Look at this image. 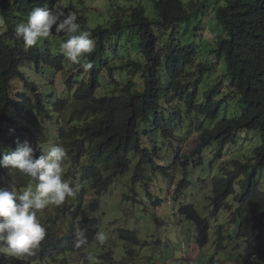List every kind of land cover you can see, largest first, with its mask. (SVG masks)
Returning a JSON list of instances; mask_svg holds the SVG:
<instances>
[{
    "label": "trees",
    "instance_id": "16d2710c",
    "mask_svg": "<svg viewBox=\"0 0 264 264\" xmlns=\"http://www.w3.org/2000/svg\"><path fill=\"white\" fill-rule=\"evenodd\" d=\"M149 1L154 5L157 19H150L142 4L133 8L127 17L119 15L122 8L114 10L110 6L108 22L95 28L90 27L87 16H77V23L89 30L95 41L94 51L82 58L81 64L71 63L60 51L59 37L65 38L63 33L42 38L27 51L15 35L16 24L27 21L28 11L45 6L52 9L61 0H22L24 14L11 11L16 15L13 23L12 19L7 21V30L0 32V152L18 140H29L31 145L42 141L47 136L45 121L51 120L52 133L66 149L70 167L77 168H67L63 176L76 189L70 197L75 201L58 206L60 218L73 216L72 231L57 239H53V234L47 241L50 248L68 254L75 249L90 251L95 247L100 219L84 215L83 201L91 190L97 194L107 192L121 175L128 173L131 155L141 158L134 170L133 182H146L147 166L167 174L170 167H162L155 161L161 151L155 147L149 153L145 142L155 135L166 137L168 130L164 121H175L172 118L182 116L176 102L185 104L186 112L194 119L188 127L198 135L197 152L201 155L212 145H217L222 152L223 144L229 143L242 129L259 131L262 144L254 153L255 164L242 165L235 161V169L211 181L214 184L210 216L215 219L236 204L237 214L232 222L244 246L240 255L245 264H264V189L261 188L264 178V0H224V6L218 0L214 18L222 31L216 33L219 36L216 48L207 39L204 40L209 44L202 42L201 47L196 44L198 33L207 24L203 21L206 12L196 7L199 5L196 1H190L188 6L183 0ZM6 9L2 6V13ZM5 17L8 19L9 15L5 13ZM211 25L215 26L213 20ZM120 38L140 45V51L135 52L137 57L125 64L118 58L120 51L114 46ZM123 43L120 41L121 48ZM214 54L223 63L225 73L211 87L201 88L205 76L213 73L217 64L203 61ZM205 55L207 58L199 61ZM42 61L51 67L43 73L63 74L59 82L67 92L64 97L47 91L41 93L38 85L30 83L23 73L26 62H35L38 70ZM83 63H91L92 67L85 70ZM18 81H23L28 89L16 92ZM229 114L234 115L228 117ZM215 119L221 122L217 124ZM182 140L183 137L173 138L172 142ZM177 156L176 153L173 165ZM86 158L88 161L84 162ZM181 168L186 172L197 167L186 160ZM4 169L0 168V176L10 178L9 171ZM251 169L250 176L241 180L240 175ZM206 191L207 186L200 188V193ZM79 212L82 213L79 215ZM180 214L195 226L196 241L205 245L209 238L208 219L200 216L195 204H185ZM46 220L43 227L55 233L63 224L52 222L50 217ZM80 232L81 241L77 236ZM120 237L128 240L129 246L141 249V237L134 232L122 229ZM67 244L72 249L65 247ZM53 258L57 259L56 254Z\"/></svg>",
    "mask_w": 264,
    "mask_h": 264
},
{
    "label": "clouds",
    "instance_id": "9594fccd",
    "mask_svg": "<svg viewBox=\"0 0 264 264\" xmlns=\"http://www.w3.org/2000/svg\"><path fill=\"white\" fill-rule=\"evenodd\" d=\"M65 1L67 4V0H61V3H59L58 6L56 5L52 9H49L47 6H45V7H36L33 8L30 12L28 11L27 16L25 17L27 21L19 22L16 24L15 35L18 40L23 41L25 49L27 51L29 47L36 45L42 38H48L49 36L52 38L54 37V34H56L57 35L56 37H58L61 33H63L65 39L59 45L60 51L71 63L81 64L82 58H85L87 55H90L95 48V41L91 38L92 33L89 30L82 29L81 25L77 23L78 21L77 16L80 15L87 16L88 9L85 6H81V4L86 5V3L82 2L81 0H69V4L66 5L65 7L66 9L65 12L63 9H60L61 6H64L63 3ZM113 3L115 5H111V7L114 10L116 9V7L125 8L124 6L119 5L117 2H113ZM216 3L217 2H215V0H212L211 2V4H216ZM72 5H73L72 8L73 10H71ZM138 5L136 4L128 5L127 6L128 9L126 10L122 9V12L119 13V15L120 16L123 15L127 17L128 15H130L131 10L133 8L139 7ZM2 6L7 8L5 13L9 15L8 19L5 17V13H2ZM141 6L146 8L143 4ZM208 7L213 9L212 6H204V11L208 10ZM22 9H23L22 0H0V32L7 30L8 28L7 21L12 19L11 21L12 24L13 18L16 15H18L19 13L24 14ZM13 10L16 12L15 16H13L11 13V11ZM75 11H78L80 14L76 15ZM214 16H215V11L213 10V18H212L213 23H214ZM87 18L89 20L88 16ZM90 27L95 28L91 25ZM209 30H210L209 33L210 37L208 38L212 39L211 35L213 36V40H211V42L213 43L212 45L215 46L216 48L215 44L217 41H215V39H217L216 37L219 36L217 34H213L211 32L210 27ZM132 51H137V50L134 49ZM135 55L136 53L133 56ZM207 56L208 55H205L199 61H203L205 58H207ZM211 57L212 58L204 60L203 62L221 63L220 61L217 60L215 54L211 55ZM118 58H120L119 55ZM121 60H123V64L129 61V60L126 61L124 59ZM81 66L85 70H88L92 67L91 63H83ZM219 66L221 65L216 64V68L217 67L219 68ZM30 68H31V62H26L22 70L25 76L30 80V83H36L41 93H43L44 91L53 94L57 93L54 88V83H52L53 81L49 80V78L55 77L56 80L60 81L63 76L62 73L54 74L49 72L47 74L43 73L42 78L37 76L32 78L30 75ZM216 68L213 73L216 72ZM37 71L40 73L41 65L38 67ZM213 73H211L207 77L212 78ZM20 84L23 85V90L18 91L14 88L16 92H24L25 89H28V87L25 85L23 81H18L17 85ZM75 87L78 88L79 85H76ZM28 92L32 93V91H28ZM233 113L235 114V111ZM234 114H229L228 117H232ZM220 122H221L220 119H215V123L219 124ZM45 126H46L45 133L47 136H45L42 141H39L38 143H34L31 145V143L28 142L29 140H24V141L18 140L12 143L9 146V148H7L4 152H0V168H5L4 170L9 171V175H10V178H8L7 176L5 177L0 176V180L5 178L4 186L0 187V259H2L4 262L11 261L12 259L23 258L21 262L25 264H55V262L59 260V254H58L59 252L55 251L53 248H50L48 246L49 242L47 241H50L51 239L50 235L52 234L48 231V229L43 227V225L46 223L47 217L48 218L50 217L52 219V222L56 221L55 222L56 224H58V222L60 221L64 222L70 220H67L68 218L65 219L60 218V214L58 213L59 207L57 208L56 211L57 216L55 217L50 216L48 213L49 211H47V215H44L46 214L44 213V210L45 208L47 209V207L50 205L60 206L66 201V199L72 200L74 202L75 200L70 199V197L74 196L76 189L70 186L69 180L63 178L64 174L67 171V169L66 171H64V168L72 167V166L70 167V162L69 159L67 158L66 149L62 146L61 141L58 139V137H55L54 134L52 133L53 130L51 129L53 127L50 119H47L45 121ZM167 130L168 131L166 133V137L165 138L163 137L164 139H171L172 141L173 138H177L175 130H172V133H169L170 129L168 127ZM248 132L253 134L258 133L260 137V144L255 149L254 147L249 149L250 151H252V155L250 157H245L247 162L238 161V163L242 165L255 164L256 160L254 158V153L258 148H260L262 144V136H261V132L259 131L242 129L239 132L235 133L233 139L229 143L223 144L222 152H219L218 149L219 147L217 145L215 147H212L213 146L212 145L206 148L204 152L212 151L215 158H220L222 155L226 153L227 149L231 145H236L238 147L240 145L239 144L240 140L244 138V135H246V133ZM172 135L174 137H172ZM254 138L256 144L257 135H254ZM148 146H149L148 149L149 148L151 149L150 153H152V151L155 148V145L148 144ZM197 154L199 153L197 152ZM130 158H131V162L133 159L135 160L138 159L136 155L130 156ZM197 158H202V155L200 154V156H198ZM87 161L88 158L84 160V162ZM234 162L235 161H232V166ZM191 163H193V165L197 167L195 169L199 170L201 173L206 171L208 177L204 176L202 177L204 179L202 180L198 179L197 183H200L201 187L207 186L209 189L211 188L212 191L213 190L212 185L214 183L212 184L211 181L214 180L216 176L220 175V171H219L218 175L214 177L212 176L213 171L210 169V167L213 166L214 162L212 161L208 163L206 161L201 160L197 164H194V162ZM233 169H235V166H233ZM188 170L185 172L184 170L181 169L182 173L184 174V178L179 182V185L176 187L175 190L176 197L174 196V200H177L178 196L190 190V188L193 185V180L187 177ZM16 172H18L22 177L28 178L25 187L23 185L21 186V185L12 184L13 183L12 181L14 179H17V178H12L13 174ZM246 172L247 171L243 172L240 176H242ZM249 176L250 175H247V178ZM124 180L127 182L126 179H122V177L120 176L112 186L114 187L120 183L125 185L126 184L125 182L122 183V181ZM141 182L132 181L131 185L129 186L132 194L137 198L140 197L141 195L137 196L138 191L134 190V188L139 183L141 184ZM111 187L109 188L108 191H110ZM140 189L142 190V188ZM91 192L96 193L95 190H91L90 193ZM90 193L84 199L83 210L81 211H84L88 206L89 204L88 198L90 196ZM97 195H101V194H97ZM236 195H238V193H236L233 196L232 200L230 201H233ZM73 202L67 201L65 203L72 204ZM93 202L94 201L91 202L90 207L93 204ZM184 206L185 204L181 205L178 211L176 212L178 213V215L176 213L175 214L178 216L180 222L184 221L185 223L190 224L191 222L187 219V217L180 214V210ZM98 209L99 207L97 203L93 206V212H97ZM212 210L213 208L211 205V207L208 209V215H207L208 217H203L200 214L201 217H203L204 219H208L209 221L210 229H209L208 242L205 245H201L198 241H196L195 243L198 245L199 248L205 247L210 241L211 230H213L215 248H213L212 253L217 252L226 255H231L233 253V255H235V257L239 259L238 264H245L240 255L241 252L244 251V246L234 247L233 244L226 245L225 244L226 240L221 233L222 228L226 227L230 240L235 242H240V244H242L241 240L238 239V229L235 226V224L232 222L233 216L236 217L237 214L236 204H234L233 207H230L228 211H223L221 214H219L220 216L215 218V220L218 221L219 218H224L225 212H228L227 215L225 216H228L229 220L221 221L222 223H219L218 229L214 228V226L210 223V219L212 218L210 216ZM90 211L92 214L91 209ZM69 217H71V219L73 218L72 215H70ZM91 217L100 219V231L95 239V246H97L98 245L97 239L101 243L104 242L105 232L101 233L102 230L101 217H95L93 215ZM71 223L72 222L70 221V224L68 225L69 228L68 233L72 231ZM122 229L128 230L125 227H123ZM122 229H116L118 231V237H120V231ZM189 230L191 231L190 226H189ZM215 238L218 240V242H215ZM53 239H57V238L54 237ZM118 240L119 239H117L116 237L117 244H118ZM121 240L123 239L121 238ZM124 241H125L124 243L126 244L124 246L123 251L120 252V254L123 255L124 258H131L132 260L131 263L137 261V256L134 254L135 252L134 250H137L138 247L129 246L131 243L125 239ZM67 246H72V245L67 244ZM77 246H79V241H77ZM128 247L130 251L129 249H127ZM108 248L111 249V245L103 246L102 250H104V253L98 256L96 258V261L87 260V262L89 264H113V263L120 264L121 262L120 259L116 257L115 254H111V252L113 251L111 250L108 251ZM200 252H202L201 249ZM71 253L68 254L64 253L62 254V256L67 258V256H69V254ZM54 254H56L57 259L53 258ZM220 262L221 261H216V264Z\"/></svg>",
    "mask_w": 264,
    "mask_h": 264
},
{
    "label": "rangeland",
    "instance_id": "374dc122",
    "mask_svg": "<svg viewBox=\"0 0 264 264\" xmlns=\"http://www.w3.org/2000/svg\"><path fill=\"white\" fill-rule=\"evenodd\" d=\"M85 2V6L87 10V16L89 17V23L93 27H97V24H106L109 19V11L110 6L115 5L113 2H117L119 5L124 6L122 8L124 10L128 9V5L130 4H140L142 3L147 8V16L150 19H157L156 10L154 5L149 0H81ZM190 1H196L199 5L196 6L203 11L204 6H212L213 9L208 7V10H205L206 17L203 18V21H206V27L203 32L198 33L199 37L196 38V43L199 46H202V42L208 43L206 40H213V36L210 37L209 27L213 34H216L218 30L222 31L221 26L216 22L214 18L215 26L211 25V21L213 18V10L216 7V4H211L212 0H183L186 6H188ZM218 0H215L217 2ZM205 3V4H204ZM69 4V0L63 3L64 6H61L60 9L66 10V5ZM222 5H225V1L222 0ZM66 12V11H65ZM204 14V13H203ZM201 13V15H203ZM209 24V27H208ZM54 29V28H53ZM215 41L218 40L216 37ZM65 38L59 37V41L62 42ZM120 41L125 43L122 44V48L120 47ZM118 42V44H117ZM114 46L117 47V51L119 52V59L129 60L130 58H136L137 56H133L136 51L132 50H140V45L138 43L130 42L127 39H118ZM209 44V43H208ZM212 45V44H209ZM113 46V47H114ZM111 47V48H113ZM214 46L212 45V48ZM60 49V48H59ZM119 49V50H118ZM219 66L216 69V72L213 73L212 78L205 76V81L203 80V85L201 84V88H207L208 86H212L217 80H219L222 75L225 73V69L223 67V63H217ZM50 65H46L43 61L41 62V71L39 74L36 73V64L35 62H31L30 75L32 78L35 76L42 78V73L48 71L50 69ZM49 80L53 81L55 91L58 93V96L63 97L66 94V90L62 87V84L56 80V78H49ZM229 85V84H228ZM15 89L18 91L23 90V85L15 86ZM177 105L181 107L182 116H178L169 120L164 121L166 127H168L169 133H172V130H175L178 139L183 137V140L180 142H172L171 139H164L159 136H153L146 141V144H154L156 148H158L160 152V158L155 159L158 165L162 167H170L174 156L177 153L176 164L171 166L167 170V175L157 171L152 166H147L145 168L147 180L146 182L143 180L141 184L136 185L134 190L138 191V195L140 197H135L131 190L130 185L132 183V176L134 174V170L137 167L138 161L140 160H132V166L128 173L121 175L124 180L123 184H118L116 186H112L110 191L105 192L101 195H97L94 192L90 193L88 198V206L84 210V215L86 216H95L101 217L102 230L101 233H104L105 240L101 243L97 239V246H95L90 251H85L81 249L72 250V253L69 256L64 257L62 254L64 252H59V260L55 262V264H89L87 260L96 261V258L104 253L102 250L103 246L111 245V249L108 248V251H113L111 254H115L116 257L120 259V264H216V261H221L220 263L224 264H238L239 259L233 255H226L217 252H213L214 238H213V230H211V237L209 243L203 247L199 248L196 242V228L190 223H185L184 221L180 222L178 219V213H176L179 207L183 204H194L196 206L197 211L203 216L208 217V209L212 205V191L211 188L207 187V191L204 193H200L201 184L197 183L198 179L202 180L204 176L208 177V174L205 172L201 173L197 169L190 168L187 173V177L193 180V185L190 190L186 191L184 194L178 196L177 200H174L176 187L179 185V182L184 178V174L181 171L182 164L186 160H190L197 164L199 161L203 160L208 163L214 162L213 166L210 169L213 171L212 176L218 175L220 171V175H227L229 171L233 169L232 161H241L247 162L245 157H250L252 155V151L249 149L259 146L260 137L257 134L246 133L244 138H242L239 142V146L231 145L226 153L222 155L220 158H215L212 151L204 152L202 154V158H197L200 154H197L198 147L200 141L198 139V135L192 132V128L188 127L190 123L194 121L191 119V116L188 112H186L185 104ZM170 112H166L169 114ZM183 117V118H182ZM183 119L185 122H183ZM183 123V125H181ZM51 130H54L52 128ZM182 133V134H181ZM254 135H257V140L255 144ZM149 147V146H148ZM253 149V151H254ZM151 149L149 148V153ZM134 156V155H131ZM195 156V157H194ZM194 157V158H193ZM67 168H64L66 171ZM71 169H76V166L73 165ZM200 169V168H199ZM197 170V171H194ZM252 173V169L248 170L241 176V180L247 178L248 174ZM264 174V172H263ZM12 178L14 179L12 182L13 185H23L26 186L27 177H22L18 172L14 173ZM5 178L0 180V187H3L5 184ZM142 188V190L140 189ZM261 188L264 189V178L261 181ZM239 189V188H236ZM143 194V195H142ZM176 197V196H175ZM182 198V199H180ZM187 199V200H185ZM191 200V201H190ZM73 202L72 200H67L65 202ZM93 204L90 207L91 202ZM64 202V203H65ZM194 202V203H193ZM98 203V211L93 212V206ZM57 208L58 206L50 205L45 208L44 215H47V211H49L50 216H57ZM92 210V214L91 211ZM82 212H79V215ZM177 215H176V214ZM228 212L224 213V218H219L216 221L214 218L210 219V223L214 226V228L218 229L219 223H222L223 220H229L227 215ZM67 220H71L69 217ZM70 221H64L61 224L55 233L53 229H49L50 238L54 237L58 238L59 235L66 234L69 232L68 225ZM189 226L191 231L189 230ZM125 227L130 231H134L137 236L141 237L140 245L141 249L138 248L134 250V254L137 256V261L132 262L131 258H124L120 252L123 251L124 239L121 240L118 237V231L116 229H122ZM231 229V228H230ZM222 235L225 238V244L230 245L233 244L234 247L243 246L240 242L231 241L229 238L228 231L226 227L222 228ZM78 239L81 241L82 232L77 234ZM116 237L118 240V244L116 243ZM215 242L218 240L215 238ZM100 246V247H99ZM69 249H72V246H66ZM118 249V250H117ZM200 249L202 252H200ZM21 259H12L11 261L4 262L0 259V264H25L22 263ZM94 263V262H93ZM218 263V264H220ZM116 264V263H113Z\"/></svg>",
    "mask_w": 264,
    "mask_h": 264
}]
</instances>
